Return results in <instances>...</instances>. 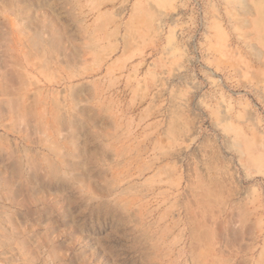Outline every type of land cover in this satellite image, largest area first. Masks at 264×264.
Masks as SVG:
<instances>
[{
  "label": "rangeland",
  "instance_id": "374dc122",
  "mask_svg": "<svg viewBox=\"0 0 264 264\" xmlns=\"http://www.w3.org/2000/svg\"><path fill=\"white\" fill-rule=\"evenodd\" d=\"M0 264H264V0H0Z\"/></svg>",
  "mask_w": 264,
  "mask_h": 264
}]
</instances>
